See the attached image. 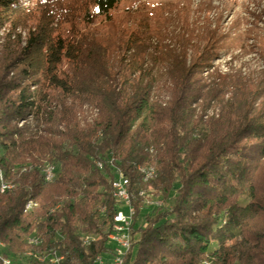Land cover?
Returning <instances> with one entry per match:
<instances>
[{
    "label": "trees",
    "instance_id": "16d2710c",
    "mask_svg": "<svg viewBox=\"0 0 264 264\" xmlns=\"http://www.w3.org/2000/svg\"><path fill=\"white\" fill-rule=\"evenodd\" d=\"M125 1L0 0V171L13 185L0 191V264H95L122 207L118 175L136 210L125 264H264V78L206 79L216 45L189 55L184 36L149 67L156 26L118 22ZM148 189L163 208L145 207Z\"/></svg>",
    "mask_w": 264,
    "mask_h": 264
},
{
    "label": "rangeland",
    "instance_id": "374dc122",
    "mask_svg": "<svg viewBox=\"0 0 264 264\" xmlns=\"http://www.w3.org/2000/svg\"><path fill=\"white\" fill-rule=\"evenodd\" d=\"M78 1L82 4L86 0ZM113 15L118 22L128 21L133 29L146 24L156 26L157 37L150 39L142 48L149 56V67L154 62V59L151 62V55L158 56V51L163 47L180 50V42L184 36L185 39L193 37L189 55H192L195 46L205 51L216 45L214 56L204 69L206 79L215 73L226 76L237 75L239 72L242 77L254 81L264 78V0H130L122 2ZM97 21L98 25L100 19ZM6 31L3 28L0 34L4 35ZM18 34L22 35V41L26 40L27 30H18ZM163 83L157 86L159 101H167L170 97ZM201 108L199 106L197 112L202 113ZM87 109L89 118L94 117L93 111L90 108L85 110ZM219 113L220 109L213 105L207 110V117L204 119L218 117ZM22 125L23 123L20 126ZM145 192H150L141 196L145 207L151 206L154 209L165 206L162 199L151 194L152 189ZM246 204L247 201H243V205ZM121 205L119 210L129 214V208L124 203ZM146 213L148 211L141 214L137 220L138 225L146 226ZM4 246L5 248H0V254L6 249L5 244ZM32 255V252L27 253L28 257Z\"/></svg>",
    "mask_w": 264,
    "mask_h": 264
},
{
    "label": "built area",
    "instance_id": "2783aa9c",
    "mask_svg": "<svg viewBox=\"0 0 264 264\" xmlns=\"http://www.w3.org/2000/svg\"><path fill=\"white\" fill-rule=\"evenodd\" d=\"M96 164L99 168H102L103 162L97 161ZM45 171L48 172V179L46 180L51 181L52 172L49 169V166L45 168ZM155 176V168H149L147 180L150 181L151 178ZM111 183L114 197L120 203H124V205L129 208V214H125L122 210H118L116 212L110 233L108 235L109 249L107 252L96 258L95 264H125L126 258L131 252V247L133 245L132 229L134 225L135 210L132 207L130 195H128L129 184L126 183L125 178L122 175L116 176ZM5 188L10 189V185L5 184ZM92 241L94 240L83 241V245L88 246ZM44 261L49 264H61L63 257L54 256L52 260ZM3 264L16 263L10 259H4Z\"/></svg>",
    "mask_w": 264,
    "mask_h": 264
},
{
    "label": "bare ground",
    "instance_id": "6f19581e",
    "mask_svg": "<svg viewBox=\"0 0 264 264\" xmlns=\"http://www.w3.org/2000/svg\"><path fill=\"white\" fill-rule=\"evenodd\" d=\"M48 166H49V169H50L51 172H52V178H51V181H47V182H52V181L54 180V178H55V175H56V168H55L54 166H52L51 164L48 165ZM48 166H47V167H48ZM102 167H103V165H102ZM148 172H149V171H148ZM148 172H147V173H148ZM44 173H45V175H46V179H48V172L44 170ZM155 174H156V172H155ZM124 178H125V177H124ZM152 178H153V177H152ZM152 178H151V179H152ZM146 180H147V176H146ZM125 181H126L127 184H129V180H128L127 178H125ZM5 184H6V185H10V189L13 188V185H12L9 181H7V179H6L5 175H4V173H3L2 171H0V191H1V192H5V191H7V190H10V189H8V188H5ZM128 195H130V198H131V200H132V196H131V194L129 193V188H128ZM142 195H144V193H142ZM32 207H33V203H30V204L28 205V210H30ZM87 240H94V238L89 237V236L83 237V241H87ZM31 242H32V243H36V244H38L37 240H31ZM132 246H133V245H132ZM0 248H5L4 243L0 242ZM131 250H132V247H131ZM53 258H54L53 255L46 256V257H42V256H40V257L38 258V260H39L40 262L44 263V262H45L44 260H52Z\"/></svg>",
    "mask_w": 264,
    "mask_h": 264
}]
</instances>
